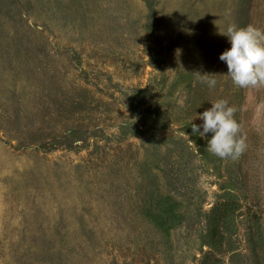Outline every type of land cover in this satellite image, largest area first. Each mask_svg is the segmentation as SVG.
<instances>
[{
  "label": "rangeland",
  "instance_id": "374dc122",
  "mask_svg": "<svg viewBox=\"0 0 264 264\" xmlns=\"http://www.w3.org/2000/svg\"><path fill=\"white\" fill-rule=\"evenodd\" d=\"M233 24L264 0H0V264H264V90L226 75ZM218 99L236 158L191 132Z\"/></svg>",
  "mask_w": 264,
  "mask_h": 264
},
{
  "label": "clouds",
  "instance_id": "9594fccd",
  "mask_svg": "<svg viewBox=\"0 0 264 264\" xmlns=\"http://www.w3.org/2000/svg\"><path fill=\"white\" fill-rule=\"evenodd\" d=\"M219 34L226 36L231 45L220 55V60L227 65L226 75L236 87L249 90V99H252L255 91L264 90V28L233 24ZM214 75L203 74L201 82L214 88L217 84ZM210 103L211 107L197 116L202 124L192 123L191 132L207 138L209 153L221 159L236 158L245 147L239 138L241 126L235 119L237 109L229 106L226 99ZM260 106L264 107V102Z\"/></svg>",
  "mask_w": 264,
  "mask_h": 264
}]
</instances>
